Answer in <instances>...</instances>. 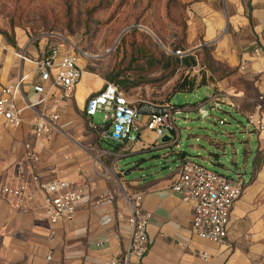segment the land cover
<instances>
[{
  "label": "crops",
  "instance_id": "0c3cea01",
  "mask_svg": "<svg viewBox=\"0 0 264 264\" xmlns=\"http://www.w3.org/2000/svg\"><path fill=\"white\" fill-rule=\"evenodd\" d=\"M188 2L194 3L189 9L188 43L201 38L219 66L214 73L206 71L213 82L203 87L212 91V97L191 109L198 110L221 94L226 100L218 105H227L246 118L257 113L258 98L264 95V0ZM15 42L11 45L0 33V95L22 79L20 106L41 98L45 101L23 113L19 128L9 127L0 118V264H110L113 259H124L132 237L127 194L139 196L142 209L151 215L147 255L142 263L132 258L130 264H264V111L259 115L263 128L250 127L244 146L248 157L244 171L234 170L235 174L243 171L246 186L230 214L228 243L218 245L193 234V206L172 187L180 174L182 155L206 167H218L223 173L215 172L229 178L233 170L220 161L219 155H203L205 148L200 145L193 146L196 156L181 151L179 117L166 141L147 128L146 116L139 123L140 141L136 144L100 141L93 126L101 127L104 118L98 124V113L93 117L86 114L89 99L107 86L95 67L99 57L73 46L56 45L61 56H74L84 72L69 97L61 100L64 91L44 81L36 66L55 44L49 45L46 38L34 43L19 35ZM37 86L44 87L45 92L36 93ZM54 114L58 120L52 141L36 139V120L41 115L49 120ZM196 138L218 147V141L209 135ZM27 144L37 155L35 162L26 158ZM34 175L40 182L65 179L89 195L91 203L78 210L73 223L52 226L45 194L32 179ZM19 183L28 186L30 199L1 192V187ZM105 192L111 193L113 200L96 203Z\"/></svg>",
  "mask_w": 264,
  "mask_h": 264
},
{
  "label": "rangeland",
  "instance_id": "374dc122",
  "mask_svg": "<svg viewBox=\"0 0 264 264\" xmlns=\"http://www.w3.org/2000/svg\"><path fill=\"white\" fill-rule=\"evenodd\" d=\"M188 3V0L170 4L169 0H103L100 6V0H0V31L9 33L15 41L17 35L34 43L46 38L49 45L84 50L99 57L95 67L105 76L121 59V39L136 23L143 25L140 29L147 33L145 38L166 56L175 52L177 43H182V48L193 51L194 55L198 52L196 48L200 51L207 47L201 38L191 45L188 43L189 9L194 4ZM198 60L197 67L179 69L168 81L162 80L161 72L152 74V83L130 91L126 98L134 105L170 101L181 108L177 115L180 150L196 156L193 146H203V155L208 152L219 155L220 161L233 170L229 176L234 178V170L244 171L248 160L244 147L251 131L248 119L227 105L208 103L202 109H191L212 97V91L205 87L173 96L178 83L204 73L201 57ZM103 118L104 113L99 112L95 122L101 124ZM221 120L225 124H220ZM200 134L217 140L218 147L211 146L206 139L198 141L196 135ZM251 146L253 152L254 141ZM207 166L223 173L218 167Z\"/></svg>",
  "mask_w": 264,
  "mask_h": 264
},
{
  "label": "built area",
  "instance_id": "2783aa9c",
  "mask_svg": "<svg viewBox=\"0 0 264 264\" xmlns=\"http://www.w3.org/2000/svg\"><path fill=\"white\" fill-rule=\"evenodd\" d=\"M170 53L183 58L193 54V51L184 49ZM255 53L259 55L260 49H255ZM85 56L91 58L87 53ZM36 66L44 81H49L54 87L64 91L61 100L69 97V93L80 83L84 74L77 59L72 55L61 56L56 45L49 47L47 55L38 60ZM22 87L23 80L21 79L6 87L0 95V118L4 119L5 123L12 128L22 126L23 113L27 109L45 101V98H41L36 103L20 106L18 97L22 92ZM35 91L38 94H43L45 89L42 86H37ZM225 100L219 94L214 96L212 103L218 105ZM256 109L257 113L248 114L247 119L251 127L261 129L263 123L259 115L264 111V95L258 98ZM180 111L182 109L174 106L170 101L156 105L143 103L141 106H136L127 100L117 86L108 82L105 90L91 97L86 106V114L89 117H93L99 112L104 113L103 125L101 127L93 126L98 139L111 141L121 146H131L140 141L139 123L144 116L148 119L147 128L153 131L159 140L164 139L167 134L175 130V119ZM57 120V114L52 115L49 120L41 115L33 127L36 139L50 143L53 133L57 129L54 124ZM223 123L220 121V124ZM26 158L32 162L37 160V155L30 144L26 145ZM57 172L58 170H53L55 175ZM32 179L39 182V187L45 194L46 213L52 226L73 223L78 210L91 203L89 195L74 189L72 183L65 179L56 177L47 182H40L36 175ZM245 186L246 180L242 171H237L235 177L230 180L225 175L186 158L182 161L180 174L172 191L180 195L184 202L191 203L193 206V234L205 241L226 245L230 214L235 203L242 197ZM1 192L20 200L30 199L28 186L25 183H19L15 187L3 186ZM112 200L113 195L105 192L98 196L96 203H110ZM139 200V196L128 197L131 207L129 218V223L132 226L131 241L124 259H113L110 264H130L132 258L142 263L147 255L150 243L148 226L151 215L142 209ZM20 205L21 202H18V206ZM51 236H54V232Z\"/></svg>",
  "mask_w": 264,
  "mask_h": 264
},
{
  "label": "trees",
  "instance_id": "16d2710c",
  "mask_svg": "<svg viewBox=\"0 0 264 264\" xmlns=\"http://www.w3.org/2000/svg\"><path fill=\"white\" fill-rule=\"evenodd\" d=\"M174 2L176 0H169V4ZM102 3L103 0H100V6H103ZM142 26L141 23H136L123 35L120 42L123 55L104 76L108 83L117 86L126 96L130 91L152 83L150 79L152 74L161 72L162 80L168 81L179 69L197 67L199 64L198 57L202 59L201 65L205 67L204 73L200 76V79L198 76L187 77L178 83L174 89L173 96L176 93H191L197 88L213 82L212 77H207L206 71L209 70L214 73L219 66L212 58L208 47H203L196 55L191 54L183 58L173 54L166 56L149 39L145 38L147 33L140 29ZM0 33L7 38L11 45L14 46L16 44L9 33L1 31ZM182 47V43H177L174 51L184 50ZM136 106H141V104ZM109 143L112 144L113 142ZM181 157L182 161L187 158L184 155Z\"/></svg>",
  "mask_w": 264,
  "mask_h": 264
},
{
  "label": "water",
  "instance_id": "95a60500",
  "mask_svg": "<svg viewBox=\"0 0 264 264\" xmlns=\"http://www.w3.org/2000/svg\"><path fill=\"white\" fill-rule=\"evenodd\" d=\"M167 139H168V137L166 136V137H164L163 141H166ZM229 179L231 180L233 178L232 177H229Z\"/></svg>",
  "mask_w": 264,
  "mask_h": 264
}]
</instances>
